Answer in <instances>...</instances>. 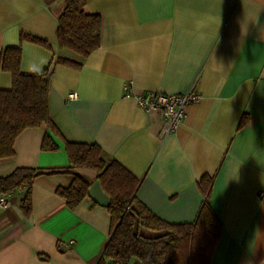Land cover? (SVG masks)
Masks as SVG:
<instances>
[{"label":"crops","instance_id":"1","mask_svg":"<svg viewBox=\"0 0 264 264\" xmlns=\"http://www.w3.org/2000/svg\"><path fill=\"white\" fill-rule=\"evenodd\" d=\"M63 8V0H0V53L20 46L24 73L50 66V115L64 139L97 143L140 179L137 198L173 223L196 218L197 182L214 176L209 203L222 230L211 264H264V0H85L84 10L101 17L100 46L85 59L58 45ZM22 32L48 45L21 41ZM11 83L0 69V89ZM126 84L139 94L201 97L162 136V113L124 97ZM46 132L24 129L15 155L0 159V177L17 167L39 173L29 215L20 206L26 187L0 207V264H97L110 235V198L93 170L70 168L61 138L58 150H41ZM71 173L90 180L75 208L55 193Z\"/></svg>","mask_w":264,"mask_h":264},{"label":"trees","instance_id":"2","mask_svg":"<svg viewBox=\"0 0 264 264\" xmlns=\"http://www.w3.org/2000/svg\"><path fill=\"white\" fill-rule=\"evenodd\" d=\"M51 5L56 0H44ZM64 8L58 18L56 38L59 47L66 48L80 59L87 58L100 46L101 17L84 10L85 0H63ZM20 40L41 45L48 43L34 35L20 33ZM21 47H6L0 53V69L11 74L9 89H0V159L15 155L14 141L26 128L46 126L41 142L42 151H56L54 137L63 140L69 166L91 169L96 173L110 201V235L97 264H129L135 258L141 264H211V255L221 234L222 224L213 211L209 199L214 176L205 174L197 182L203 197L196 218L192 222L173 223L153 213L137 196L140 179L115 159L107 158L94 142H75L64 139L50 115V66L40 72L20 70ZM55 63L81 67L82 63L64 57ZM39 173L30 167H17L0 177V194L26 187L20 206L26 215L31 212V191ZM90 180L79 173H71L66 186H58L55 193L69 208H75L89 196ZM148 229L159 234L149 236Z\"/></svg>","mask_w":264,"mask_h":264},{"label":"built area","instance_id":"3","mask_svg":"<svg viewBox=\"0 0 264 264\" xmlns=\"http://www.w3.org/2000/svg\"><path fill=\"white\" fill-rule=\"evenodd\" d=\"M77 97L75 92L69 95L70 99ZM124 97L134 98L138 105L145 111L158 110L164 117L162 136L176 132L181 121L185 117V107L189 103L199 101L200 93L190 90L186 93L165 94L149 91L144 94L134 92L130 85L124 86ZM10 193L0 194V207L6 208L9 205Z\"/></svg>","mask_w":264,"mask_h":264}]
</instances>
